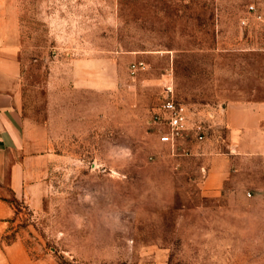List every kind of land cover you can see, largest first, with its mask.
Instances as JSON below:
<instances>
[{"label":"rangeland","instance_id":"374dc122","mask_svg":"<svg viewBox=\"0 0 264 264\" xmlns=\"http://www.w3.org/2000/svg\"><path fill=\"white\" fill-rule=\"evenodd\" d=\"M8 4L33 113L46 116L51 76L79 84L63 162L53 152L36 206L13 204L31 253L58 264H264V175L207 197L195 142L162 143L154 123L167 81L191 121L214 127L223 105L264 101V0Z\"/></svg>","mask_w":264,"mask_h":264},{"label":"crops","instance_id":"0c3cea01","mask_svg":"<svg viewBox=\"0 0 264 264\" xmlns=\"http://www.w3.org/2000/svg\"><path fill=\"white\" fill-rule=\"evenodd\" d=\"M8 1L0 0V264H58L51 254L31 253L16 230L17 211L9 200L30 207L42 200L49 158L55 152L62 163L57 153L64 150L63 137L76 134L72 96L79 84L51 76L44 90L46 116L33 113L21 78L19 18ZM209 124L207 140L188 144L199 160L203 195L222 196L234 180L240 187L253 185V176L264 175V101L229 102L216 115L215 127Z\"/></svg>","mask_w":264,"mask_h":264},{"label":"built area","instance_id":"2783aa9c","mask_svg":"<svg viewBox=\"0 0 264 264\" xmlns=\"http://www.w3.org/2000/svg\"><path fill=\"white\" fill-rule=\"evenodd\" d=\"M248 9L253 11L254 7L250 6ZM137 67L133 65L132 69L136 70ZM154 123H158L165 129L160 136V142L173 148L187 137L195 143H202L209 138L212 132L209 123L191 121L187 106L175 97L170 81L164 85V96L158 112L154 115Z\"/></svg>","mask_w":264,"mask_h":264},{"label":"trees","instance_id":"16d2710c","mask_svg":"<svg viewBox=\"0 0 264 264\" xmlns=\"http://www.w3.org/2000/svg\"><path fill=\"white\" fill-rule=\"evenodd\" d=\"M9 202L13 205L14 204V200H9Z\"/></svg>","mask_w":264,"mask_h":264}]
</instances>
